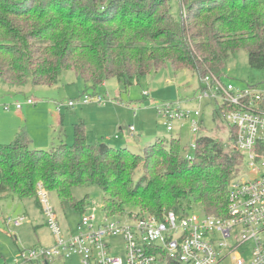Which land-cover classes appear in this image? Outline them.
Returning <instances> with one entry per match:
<instances>
[{
	"label": "trees",
	"instance_id": "trees-1",
	"mask_svg": "<svg viewBox=\"0 0 264 264\" xmlns=\"http://www.w3.org/2000/svg\"><path fill=\"white\" fill-rule=\"evenodd\" d=\"M170 5V0H0V87L51 86L72 71L84 83L82 97L100 94L97 87L112 77L128 88L167 66L191 70L199 79L207 73L222 77L240 49L250 68L264 75V0H185L179 16ZM221 111L216 107L213 118H221ZM229 132L231 147L204 134L186 151L180 137L171 135L158 136L138 152L88 142L82 121L74 124L71 144L60 141L51 150L32 148L20 132L0 143V198L12 192L33 198L41 209L36 190L42 183L81 215L87 197L74 198L72 188L95 184L107 216L127 209L155 216L199 209L222 216L242 162L233 129Z\"/></svg>",
	"mask_w": 264,
	"mask_h": 264
},
{
	"label": "built area",
	"instance_id": "built-area-1",
	"mask_svg": "<svg viewBox=\"0 0 264 264\" xmlns=\"http://www.w3.org/2000/svg\"><path fill=\"white\" fill-rule=\"evenodd\" d=\"M143 95L149 92L143 91ZM192 99H207L221 108V119L234 131L233 147L242 156L239 171L229 183L225 215L194 209L182 215L173 211L160 216L128 212L120 216L103 213L97 218L86 210L75 231H65L48 191L38 183L36 196L53 244L22 252L10 264H47L73 254L80 264H264V85L239 87L207 73L200 78L195 97L186 100ZM91 100L105 101L100 94L88 93L77 101ZM26 103L34 104L35 100L28 98ZM75 103L69 101L67 106ZM14 107L21 109L22 104L17 102ZM3 108L9 110L10 106ZM158 114L168 131L187 124L195 136L194 148L203 124L200 109L183 107L181 101L170 102L159 105ZM24 221L25 215L7 219L13 225ZM117 238L121 240L119 247L112 244Z\"/></svg>",
	"mask_w": 264,
	"mask_h": 264
},
{
	"label": "rangeland",
	"instance_id": "rangeland-1",
	"mask_svg": "<svg viewBox=\"0 0 264 264\" xmlns=\"http://www.w3.org/2000/svg\"><path fill=\"white\" fill-rule=\"evenodd\" d=\"M178 1L183 4L185 0ZM178 1L170 0L171 11L175 16L180 15ZM222 80L239 87L251 83L264 85V75L250 68L248 54L243 49L230 59ZM107 81L105 85L97 87V92L108 101L102 106L103 112L93 104L84 105L77 101L83 89L81 81L72 71H67L55 87L35 86L30 83L14 87L2 85L5 91L0 87V143H10L18 133L25 132L32 139L30 144L32 148L41 145L43 149L51 150L58 145L60 138L71 144L73 140H69L72 138L71 135L73 136V132L71 134L73 120L80 115L84 120L86 138L91 143L99 142L105 133L107 136L104 138L112 140H116L117 135L120 138H129L131 144L129 148L133 152H138L158 136L173 135L179 136L181 146L189 151L195 137L189 126L184 124L182 128H178V125H175L173 131H168L158 114L159 105L181 101L183 107L200 109L203 124L198 135H210L224 142L228 141L230 147L232 146L228 140L230 133L227 124L221 118H213L212 112L216 104L207 99L200 102L198 99L186 100L194 98L199 90L200 79L193 71L174 70L167 66L151 72L139 84L128 88H124L115 77ZM143 91L149 92V95H143ZM28 98L34 99L35 103L27 104ZM72 100L76 101L74 107L67 106V102ZM17 102L22 104L20 110L14 107ZM5 104L10 106L9 110L3 108ZM57 105L60 107L58 112L61 111L63 120L61 133L55 126L53 115L56 113L51 114L48 111L51 109L57 112L55 110ZM115 117L121 118V130L117 127L114 130L108 129L107 123L113 121ZM101 121L104 124H101ZM130 126L133 130L129 129ZM120 147V143L115 144V148ZM141 172L138 171L136 177ZM48 195L63 230L74 232L80 213L68 203L62 204L54 192H48ZM72 195L78 200L87 197L88 212L97 218L103 216V193L99 186L95 184L76 186L72 188ZM129 211L137 212L134 209H127L124 215ZM18 215H25L26 221L20 225L7 223L9 217ZM52 244L53 236L46 227L45 217L33 198H19L12 192H7L0 198V264H10L22 252L35 247L48 248ZM112 244L119 247L121 240L114 239ZM49 264H80V261L79 257L73 254L68 258L51 259Z\"/></svg>",
	"mask_w": 264,
	"mask_h": 264
},
{
	"label": "crops",
	"instance_id": "crops-1",
	"mask_svg": "<svg viewBox=\"0 0 264 264\" xmlns=\"http://www.w3.org/2000/svg\"><path fill=\"white\" fill-rule=\"evenodd\" d=\"M67 72H65L64 74H63V76L66 74ZM76 77V76H75ZM77 78V77H76ZM78 79V78H77ZM80 80V79H79ZM81 81V80H80ZM106 82H108V81H106ZM106 82H104L103 84H102V86L103 85H105L106 84ZM37 86H47V87H55V86H58V83L57 84H55V85H51V86H48V85H37ZM2 89H3V87H1ZM81 89H83V92H84V83L81 81ZM4 91H5V89H3ZM97 91V90H96ZM7 92V91H6ZM106 102L108 103V101L106 100V98H105V101L104 102H102V103H96V102H92V103H89V104H93V105H95V107L97 108V109H99L100 110V112H103L102 111V106H104V104H106ZM123 104V102H121V105ZM84 105H88V104H84ZM17 110V109H16ZM18 110H20V109H18ZM55 110H57V112L56 111H52L51 109H48V111H49V113H51V114H53V113H56L55 115H53L54 116V118H55V126L58 128L57 129V131H61L62 130V128H63V120H62V118H61V111H60V113L58 112L59 110L55 107ZM58 114V115H57ZM77 117V119L76 118H74V122H73V128H74V124H76V123H78L79 121H82L83 123H84V120H83V118L80 116V115H77L76 116ZM104 120V119H103ZM102 120V121H103ZM101 121V124H104L103 122ZM121 121V118L120 117H115V119L113 120V121H111L110 123H107V125H108V129L109 128H112L113 130L114 129H116V127L117 128H119V130H121L122 129V127L120 126V122ZM85 125V124H84ZM107 129V130H108ZM130 129V128H129ZM106 130V131H107ZM72 132H73V130L71 129V134H72ZM61 133V132H60ZM85 135H86V133H85ZM107 136V134L105 133L104 134V136L102 137L101 136V140L99 141V142H106V143H108L110 146H112V147H115V144L116 143H120V146L121 147H126V148H128L129 150H131L129 147H130V143H129V138L128 139H124V138H120V136L118 137L117 135H116V140H112V139H108V138H104V137H106ZM71 140H69V141H72L73 140V136L71 135ZM87 139V138H86ZM103 139H105V140H103ZM31 140V143H32V139H30ZM60 141H65L64 139H62V138H60L59 139V142ZM88 141V140H87ZM98 142V143H99ZM91 143V142H90ZM97 143V142H96ZM35 147H37V148H43L41 145H37V146H35ZM141 151V150H140Z\"/></svg>",
	"mask_w": 264,
	"mask_h": 264
}]
</instances>
